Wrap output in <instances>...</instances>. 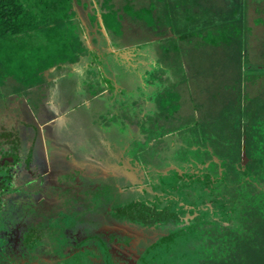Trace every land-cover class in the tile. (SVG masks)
Wrapping results in <instances>:
<instances>
[{"label": "trees", "instance_id": "16d2710c", "mask_svg": "<svg viewBox=\"0 0 264 264\" xmlns=\"http://www.w3.org/2000/svg\"><path fill=\"white\" fill-rule=\"evenodd\" d=\"M134 1L123 4L124 0H96L99 8L94 7L90 17L97 22L100 12L104 27L115 37L124 35L127 21L144 23L159 36L157 60L163 67L154 73L160 77L148 73L145 80L146 85H153L148 99L155 102L156 110L141 121L131 118L126 123L131 128L139 124L144 135L133 141L134 147L127 152L133 165L145 160V153L156 155L166 135L180 132L183 137V132L195 124H205L198 115L194 120L196 113L191 104L188 111L183 108V94L209 89L228 93L221 111L203 112L213 117L210 121H223L219 127L216 123L226 136L221 138V164L214 161L215 153L209 151V145L190 143L187 137L183 151L190 150L194 156L204 147L211 163L197 169L192 166L198 172L174 171L171 177L173 190L181 186L185 191H197V202L189 198V193L181 194L187 202L201 204V218L190 230L172 233L170 240L160 245L157 256L152 260L146 257L145 261L264 264V30L257 32V25L264 26V0H157L139 7ZM74 5L75 0H0V90L13 86L16 80L26 87L23 96L28 98V92L41 87L48 69L74 64L89 55L86 41L78 32ZM251 7L259 14H252ZM123 11L128 20L123 21ZM113 14L118 19H112ZM209 62L221 67L210 70L201 80L199 68ZM187 66L198 79L191 87ZM180 112L183 117L177 116ZM188 118L194 120L192 125ZM244 152L248 162L242 166ZM227 189L230 195L225 193ZM213 208L219 211L217 221L206 218Z\"/></svg>", "mask_w": 264, "mask_h": 264}, {"label": "rangeland", "instance_id": "374dc122", "mask_svg": "<svg viewBox=\"0 0 264 264\" xmlns=\"http://www.w3.org/2000/svg\"><path fill=\"white\" fill-rule=\"evenodd\" d=\"M156 1L135 0L134 3L136 4L134 5L139 7L146 4L148 6L155 4ZM127 2L128 0H124L123 4ZM205 3L207 4V2ZM83 4H86V6L84 7ZM94 7L99 8L96 0H81V4H78V0H75L74 9L77 12L75 21L78 24V32H80L89 48V55L81 57L74 64L64 63L60 67L48 69L43 75L41 87H35V92H28L30 94L28 98L23 96L26 93V87L24 89V86L16 80H14L13 86L1 88L0 126H10L15 119L20 128L25 130L26 127L28 128L32 140L35 138V133L37 134L38 132V135H41L39 142L43 141L42 143L44 144L43 150L47 149L48 160L50 161L56 156L54 160H51L53 162H50L51 164L49 165L51 166L55 161L63 160V157H58L57 154L69 156L67 162H62L64 167L58 171L60 176L69 182L77 178L76 172L78 168L76 167L86 166L87 161L90 159L89 156L93 159V172L96 176L104 175L103 172L109 175L110 171V174L119 176L120 174L118 173L125 170L128 182H130L134 180V171L136 172L135 176H140L141 173L138 174V169L133 167L125 158L123 147L133 141L139 140L144 135L139 130V124L132 125L131 128L123 123L132 121V119L141 121L144 115L152 114L156 110L155 102L148 99L153 85H146L145 80L148 73L150 76L155 74L157 77H160V75L154 73L157 69L163 67L161 61L157 60L160 47H158L159 45L156 43V40L159 36L157 37L153 30L145 27L144 23V25L140 23L134 25L127 21L124 24V35L120 38L115 37L109 31L101 30V24L99 29L100 12H97V22H93L90 19L91 15L94 14ZM253 10L251 7L250 11L252 14H259ZM122 13L125 15L123 21L128 20L126 12L123 11ZM205 15L204 13L203 16ZM114 17L118 19L113 14L112 19ZM257 26H259L257 27V30H259L257 32L264 30L263 25L260 26L259 24ZM209 64L210 62L199 68V71L202 73L198 77L201 80L205 79L210 70L215 69L217 71L221 67ZM189 67L187 66V76L189 87H191L193 80L197 78L192 73L191 67L189 70ZM146 71L148 72L146 73ZM167 71L168 73H172L169 68H167ZM168 73L167 77L161 74V78L165 77L168 81L170 78L168 77ZM98 91H102L103 93L99 94ZM94 92H97L98 95L94 96ZM227 96V92H214L210 89L208 92H186L183 94V108L188 111L191 104L196 113L193 116L194 120L199 116L202 121H205V124H202V122L201 125L195 124L191 129L183 132V137L180 132L168 136L165 141V150L157 155L153 164L151 161L149 168L144 167L141 171L148 173L152 167L156 165L162 167L163 164L174 156L177 159L179 152L176 151L175 146L178 147L181 144V140H183V144L187 143L188 138L190 143L195 141L202 146L209 145V151L212 149L215 157L222 158L221 138L224 140L226 136L221 134V130L218 127L222 125L223 121L218 120L219 118L215 122L210 121L213 117L209 118L203 112L206 110L209 112L215 110L221 111L223 108L222 104L224 105L225 103L224 99H228L226 98ZM200 105L203 106L200 107ZM182 112L177 116L183 117L184 113ZM219 116L222 117V115ZM146 117L150 121V117ZM194 120L192 118L187 119L190 124ZM216 123H218V127ZM175 151L177 152L176 154ZM200 155L207 157L204 149L203 151L200 150V153H194V156L198 157ZM127 157L129 156L127 155ZM131 162H133L132 158ZM69 166H75V174H72V168L68 169ZM45 168L47 166H44L43 170ZM86 168L88 170L89 165ZM168 169L169 166H163L161 169L162 178L160 179L163 181H171L172 176H170ZM156 176L157 174H154V177ZM102 178V176L99 177V179ZM53 180L58 182L57 175L53 177ZM142 182L149 184L148 187L141 185L132 190L131 193L128 192L127 200H136L135 197L140 198L138 195L133 197L130 194L134 192L138 193V190L146 191L153 184V180H150V177H147ZM61 183L64 184L63 182ZM102 186L107 187L105 184H102ZM48 187L50 186L48 185ZM55 188L57 187H54L51 191L55 192ZM245 190H247V187ZM81 192H84L83 189H81ZM229 192L230 190L228 189L225 191V193L230 195ZM80 195L84 197L83 193H80ZM64 201L62 206L65 208L71 205L72 199H64ZM163 211L165 212L162 217L163 220L159 224L160 228H162L160 231L167 230L165 224L170 223L173 219L177 221L179 216L191 212L187 209H178L175 216H173L171 209L166 208ZM61 212L67 213L65 211ZM170 214L174 218H166L165 215ZM70 215L73 216V214ZM127 218L131 223L136 221V219L130 216ZM137 226L132 227L129 224L121 226L131 233L128 235V238H131L129 248L127 253L125 252L127 264H133V257L137 254L140 256L142 250L151 242L141 227ZM49 231H52V229L49 228ZM133 236L138 238H134ZM89 242H91L89 245L92 246L95 243L93 240ZM89 251H91V248ZM84 257L88 258V255L85 254ZM77 261V259H73L71 260V264H77Z\"/></svg>", "mask_w": 264, "mask_h": 264}, {"label": "flooded vegetation", "instance_id": "af4514ba", "mask_svg": "<svg viewBox=\"0 0 264 264\" xmlns=\"http://www.w3.org/2000/svg\"><path fill=\"white\" fill-rule=\"evenodd\" d=\"M125 125L128 126L126 123ZM170 135L172 134L163 137L164 145L156 155L145 153V160L136 165L132 164L130 156L127 157L131 148L129 146L134 142L123 147L125 158L138 169V174L141 173L140 176H135L134 171L133 181L128 182L125 170L119 172V176L110 174L111 171L109 175L103 172L104 175H100L103 178L99 179L100 176L93 172V159L89 156L88 170L87 165L76 167L77 178L69 182L58 172L64 167L62 162H67L69 156L57 154L58 157H63V160L55 161L51 166L49 164L53 163L51 160L56 156L51 159L49 155L51 160H48L47 149L43 150L44 144L43 141L39 142L41 135H38V132L35 133L34 142L28 128H20L15 119L10 126H0V264H71L73 259L78 260L77 264H127L125 252L127 253L129 248L131 238H128V235L131 233L121 227L123 224L132 227L138 225L151 240L140 256L137 254L133 257L132 263L155 264L146 262V257L154 259L160 245L169 241L172 233L190 230L202 214L201 204H191L181 194L189 193V198L196 201L197 191L193 192L190 188L185 191L181 186H176L173 190L171 181L160 179L162 167L169 166L168 170L172 176L174 171L178 174L185 170L189 173L198 172L192 166L195 165L197 169L211 163L206 156H192L190 150L184 152L183 147H186V144L181 140V144L175 146L179 152L177 159L174 156L162 167L156 165L148 173H143L142 168H149L151 161L153 164L157 155L165 150V141ZM203 149L202 147L201 150ZM44 166L48 169L43 170ZM74 167H68L73 169L72 174H75ZM220 168L221 166L218 170ZM154 174L157 176L154 177ZM55 175L58 182L53 180ZM147 177L153 180L152 186L146 191L138 190V193L130 194L140 198L127 200L128 192L131 193L141 185L148 187L149 184L142 182ZM213 182L215 179H212ZM212 183L211 188L214 187ZM54 187H57L55 192L51 191ZM81 189L84 192H81ZM80 193H83L84 197H81ZM64 199H72L71 205L64 208ZM205 203L211 205L207 200ZM166 208L173 211V216L178 209L191 212L184 213L183 216L179 214L177 221L173 219L165 224L167 230L160 231L162 228L159 224ZM218 213V209L213 208L208 212L207 220L217 221ZM129 216L136 221L129 222ZM165 216L174 218L171 214ZM213 223L209 221L208 224ZM49 228L52 231H49ZM90 240L95 242L93 246L89 245ZM165 249L167 250L166 247ZM85 254L88 258L84 257Z\"/></svg>", "mask_w": 264, "mask_h": 264}, {"label": "water", "instance_id": "95a60500", "mask_svg": "<svg viewBox=\"0 0 264 264\" xmlns=\"http://www.w3.org/2000/svg\"><path fill=\"white\" fill-rule=\"evenodd\" d=\"M259 68H262V66H259ZM213 159H214L215 162L221 164V162H220L218 157L213 156ZM247 162H248V157H247L246 153L244 152L243 153V161L241 162L242 166H245L247 164ZM219 170L222 171V167Z\"/></svg>", "mask_w": 264, "mask_h": 264}, {"label": "crops", "instance_id": "0c3cea01", "mask_svg": "<svg viewBox=\"0 0 264 264\" xmlns=\"http://www.w3.org/2000/svg\"><path fill=\"white\" fill-rule=\"evenodd\" d=\"M99 22H100V24H101V30H106V28L104 27V24H103V20H102V18L99 20ZM107 31V30H106ZM103 92H101V93H99V94H102ZM98 95V94H97ZM94 96H96V95H94Z\"/></svg>", "mask_w": 264, "mask_h": 264}]
</instances>
